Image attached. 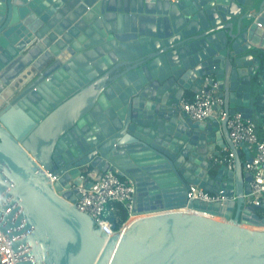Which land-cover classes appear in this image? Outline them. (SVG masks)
<instances>
[{"label":"water","instance_id":"water-1","mask_svg":"<svg viewBox=\"0 0 264 264\" xmlns=\"http://www.w3.org/2000/svg\"><path fill=\"white\" fill-rule=\"evenodd\" d=\"M263 58L264 0H0V231L16 264H264L226 122L180 112L212 76L250 118ZM226 147L232 170L209 159ZM87 167L135 183L124 234L76 208ZM189 183L225 201L190 200Z\"/></svg>","mask_w":264,"mask_h":264},{"label":"built area","instance_id":"built-area-1","mask_svg":"<svg viewBox=\"0 0 264 264\" xmlns=\"http://www.w3.org/2000/svg\"><path fill=\"white\" fill-rule=\"evenodd\" d=\"M145 3L166 1L178 3L182 0H141ZM181 113L194 121H205L216 117L225 121L228 135L235 148L244 146L249 152V158L243 162V170L252 175L250 193L243 194L244 206L253 207L254 214L261 215L264 205V136L259 131V125L252 118H244L241 113L229 115L225 109V100L220 95L219 83L212 76H204L202 83L192 97L184 96L180 101ZM209 159L215 166L235 167V153L223 149L217 155L209 154ZM53 184L57 178L46 172ZM90 187H86L87 184ZM81 194L75 203L76 208L90 216L97 228L107 235V238L124 234L130 219L135 217L136 186L133 180L122 177L116 169L100 172L85 168L81 176V184L77 187ZM187 197L205 203H222L225 198L219 193H212L194 184H188ZM236 199V197H234ZM110 202L121 204L127 212V219L121 225H114L105 217V210ZM0 264H16L13 250L6 237L0 231Z\"/></svg>","mask_w":264,"mask_h":264},{"label":"trees","instance_id":"trees-1","mask_svg":"<svg viewBox=\"0 0 264 264\" xmlns=\"http://www.w3.org/2000/svg\"><path fill=\"white\" fill-rule=\"evenodd\" d=\"M264 81V58L261 62V68L259 71V77L255 80L256 85L259 86ZM193 93H188L186 97H192ZM254 108L256 115L263 120L264 123V94L258 93L254 99ZM261 216H264V208L260 209ZM105 217L109 219L114 225L119 226L123 223L128 215L124 207L117 202H110L105 210Z\"/></svg>","mask_w":264,"mask_h":264},{"label":"crops","instance_id":"crops-1","mask_svg":"<svg viewBox=\"0 0 264 264\" xmlns=\"http://www.w3.org/2000/svg\"><path fill=\"white\" fill-rule=\"evenodd\" d=\"M262 84H260L259 86H254L252 88V91H251V96H252V101L254 103V99H255V96L258 94V93H261V94H264V81L261 82ZM254 108V106H253ZM216 118V117H214ZM252 118L256 121V123L259 125V131L263 134L264 136V123H263V120L259 118L258 115H256V111H255V108H254V111H253V114H252ZM227 140L228 142H230V139L229 137H227ZM226 150H230L229 147H226L225 148ZM223 149H219V151H221ZM239 156H240V159L242 161V163L247 159V155L246 153L241 149L239 148Z\"/></svg>","mask_w":264,"mask_h":264},{"label":"bare ground","instance_id":"bare-ground-1","mask_svg":"<svg viewBox=\"0 0 264 264\" xmlns=\"http://www.w3.org/2000/svg\"><path fill=\"white\" fill-rule=\"evenodd\" d=\"M139 219H140L139 217L135 216V217H133V218L130 219L129 224L132 223V222H134V221H137V220H139ZM254 230L261 231V230H263V229H258V228H256V229H254Z\"/></svg>","mask_w":264,"mask_h":264},{"label":"rangeland","instance_id":"rangeland-1","mask_svg":"<svg viewBox=\"0 0 264 264\" xmlns=\"http://www.w3.org/2000/svg\"><path fill=\"white\" fill-rule=\"evenodd\" d=\"M251 229H255V228H251ZM261 231H263V230H261Z\"/></svg>","mask_w":264,"mask_h":264}]
</instances>
